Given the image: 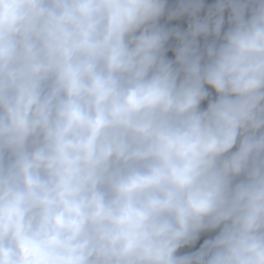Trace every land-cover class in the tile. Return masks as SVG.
I'll use <instances>...</instances> for the list:
<instances>
[{
	"label": "clouds",
	"instance_id": "1",
	"mask_svg": "<svg viewBox=\"0 0 264 264\" xmlns=\"http://www.w3.org/2000/svg\"><path fill=\"white\" fill-rule=\"evenodd\" d=\"M0 264H264V0H0Z\"/></svg>",
	"mask_w": 264,
	"mask_h": 264
}]
</instances>
